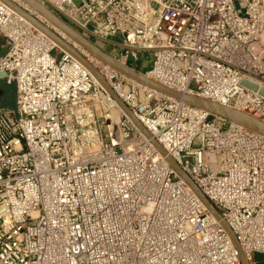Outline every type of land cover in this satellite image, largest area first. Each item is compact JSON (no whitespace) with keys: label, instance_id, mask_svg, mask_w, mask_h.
Returning a JSON list of instances; mask_svg holds the SVG:
<instances>
[{"label":"built area","instance_id":"2783aa9c","mask_svg":"<svg viewBox=\"0 0 264 264\" xmlns=\"http://www.w3.org/2000/svg\"><path fill=\"white\" fill-rule=\"evenodd\" d=\"M39 1L139 72L138 52H150L142 73L156 82L264 123V96L242 84L264 87V0ZM0 33V79L16 86L15 107L0 94V264H243L221 220L82 62L1 0ZM76 48L257 264L264 135Z\"/></svg>","mask_w":264,"mask_h":264},{"label":"water","instance_id":"95a60500","mask_svg":"<svg viewBox=\"0 0 264 264\" xmlns=\"http://www.w3.org/2000/svg\"><path fill=\"white\" fill-rule=\"evenodd\" d=\"M8 7L16 11L18 14L27 19L31 24H33L36 28L45 33L48 37H50L59 47L73 55L76 59L82 62L89 71L97 78V80L108 90V92L112 95V97L116 100V102L125 110V112L130 116L136 126L146 135L147 138L151 139L153 144L157 147V149L167 157L168 162L171 166L179 173V175L186 180V182L192 187V189L200 196L204 204L207 208L218 218L221 220L222 225L227 229L228 233L234 240L242 260L243 264H248V261L244 255V252L237 241V238L230 228L228 223L222 219L221 214L215 208V206L209 201V199L203 194V192L199 189V187L193 182V180L185 173L182 168L178 165V163L169 155L165 149L155 140L151 133L147 130V128L142 124V122L135 116V114L127 107V105L119 98V96L114 92V90L109 85L105 76L92 64L77 48L73 46L69 41L65 40L59 34H57L54 30H52L47 24L42 22L39 18H37L32 12H29L25 7L31 9V11L35 12L37 15L42 17L47 21L48 24L52 25L56 29H59L65 35H67L70 41L75 42L78 47L85 50L89 55L95 57L99 61L111 66L115 70L123 73L124 75L158 91L162 94L172 96L178 99H182L186 104L203 109L209 112L212 115L221 117L230 122L236 123L258 133L264 135V123L255 117L236 110L234 108L228 107L226 105L213 102L211 100L205 99L203 97L187 94L181 91L169 88L165 85H162L155 80L149 78L144 73L135 70L134 68L123 64L118 59H116L111 53L102 49L95 40L104 42L106 44H111L112 42L102 40L95 35H93L89 31H85V34H82L80 31L76 30L74 27L66 23L62 20L58 15H56L50 8L41 3L39 0H19L20 2H15L14 0H1ZM24 5V7L22 6ZM6 75L5 73L0 72V78ZM244 86L247 88L257 91L264 96V87L258 89V85L256 83L250 82L248 80H244L242 82ZM1 94V90H0ZM2 96V94H1Z\"/></svg>","mask_w":264,"mask_h":264},{"label":"rangeland","instance_id":"374dc122","mask_svg":"<svg viewBox=\"0 0 264 264\" xmlns=\"http://www.w3.org/2000/svg\"><path fill=\"white\" fill-rule=\"evenodd\" d=\"M118 41H122L123 38L121 36L115 37ZM96 43L100 46H102L107 52L112 53L113 52V45L108 44V46H104L101 42L96 41ZM138 66H140V69L142 72H146L151 66V53L150 52H138ZM142 65V66H141ZM0 88H1V94L3 98V102L5 105L9 107H15L16 106V86L15 83L13 84H7L4 79H0ZM114 120V119H113ZM110 137L111 139L115 138V134L111 130ZM115 131V128H114ZM255 261L257 264H264V256L262 254H256L255 255Z\"/></svg>","mask_w":264,"mask_h":264},{"label":"crops","instance_id":"0c3cea01","mask_svg":"<svg viewBox=\"0 0 264 264\" xmlns=\"http://www.w3.org/2000/svg\"><path fill=\"white\" fill-rule=\"evenodd\" d=\"M8 46L9 43L7 39L0 33V57L6 53Z\"/></svg>","mask_w":264,"mask_h":264},{"label":"bare ground","instance_id":"6f19581e","mask_svg":"<svg viewBox=\"0 0 264 264\" xmlns=\"http://www.w3.org/2000/svg\"><path fill=\"white\" fill-rule=\"evenodd\" d=\"M15 2H20L19 0H14ZM52 26V25H51ZM55 28V27H54ZM56 29V28H55ZM57 30H59V29H57ZM60 31V30H59ZM61 32V31H60ZM62 33V35H63V37H64V39L65 40H67V41H69V42H71V44L73 45V46H78L75 42H73V41H70V39H69V37L67 36V35H65L63 32H61ZM87 53V52H86ZM90 56V58H92L93 60H96V58L95 57H93V56H91V55H89ZM98 60V59H97ZM111 118L112 119H115V116L112 114L111 115Z\"/></svg>","mask_w":264,"mask_h":264},{"label":"trees","instance_id":"16d2710c","mask_svg":"<svg viewBox=\"0 0 264 264\" xmlns=\"http://www.w3.org/2000/svg\"><path fill=\"white\" fill-rule=\"evenodd\" d=\"M0 90H1V88H0ZM5 105V104H4Z\"/></svg>","mask_w":264,"mask_h":264}]
</instances>
